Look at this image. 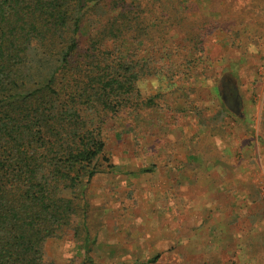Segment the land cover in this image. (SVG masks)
<instances>
[{"label": "rangeland", "instance_id": "1", "mask_svg": "<svg viewBox=\"0 0 264 264\" xmlns=\"http://www.w3.org/2000/svg\"><path fill=\"white\" fill-rule=\"evenodd\" d=\"M124 1L110 47L158 67L139 83L154 105L103 117L89 252L77 217L45 261L264 264V0Z\"/></svg>", "mask_w": 264, "mask_h": 264}, {"label": "trees", "instance_id": "2", "mask_svg": "<svg viewBox=\"0 0 264 264\" xmlns=\"http://www.w3.org/2000/svg\"><path fill=\"white\" fill-rule=\"evenodd\" d=\"M124 7V0H0V264H48L45 241L77 217L89 252L81 204L102 172L103 117L153 107L139 83L159 76L158 67L111 49L130 30Z\"/></svg>", "mask_w": 264, "mask_h": 264}, {"label": "crops", "instance_id": "3", "mask_svg": "<svg viewBox=\"0 0 264 264\" xmlns=\"http://www.w3.org/2000/svg\"><path fill=\"white\" fill-rule=\"evenodd\" d=\"M158 263V262H157Z\"/></svg>", "mask_w": 264, "mask_h": 264}]
</instances>
